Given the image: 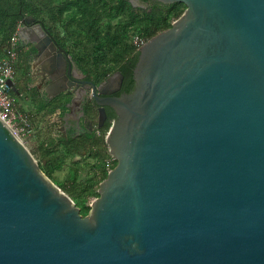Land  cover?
I'll list each match as a JSON object with an SVG mask.
<instances>
[{"label":"water","instance_id":"obj_1","mask_svg":"<svg viewBox=\"0 0 264 264\" xmlns=\"http://www.w3.org/2000/svg\"><path fill=\"white\" fill-rule=\"evenodd\" d=\"M153 1L187 8L132 92L93 85L117 165L86 216L0 117V264H264V0ZM18 35L56 49L41 24Z\"/></svg>","mask_w":264,"mask_h":264},{"label":"trees","instance_id":"obj_2","mask_svg":"<svg viewBox=\"0 0 264 264\" xmlns=\"http://www.w3.org/2000/svg\"><path fill=\"white\" fill-rule=\"evenodd\" d=\"M142 1L149 5L136 8L131 0H61L57 6L46 5L42 10L34 0H0V59L24 16H52L47 25L50 29L58 26V36L70 48L88 78L99 83L119 71L124 76L123 91L130 93L135 87L133 71L140 55V50L134 44L135 37L149 41L170 28L187 8L184 3L166 5L153 0ZM108 114L110 119L116 117L114 112ZM110 127L111 123L108 122L103 134L109 132ZM90 141L95 152L90 153L92 162L85 163V166L94 175L81 180L82 170L73 167L63 185H60L55 173L63 169L69 156L76 155ZM103 143L106 145L105 140L101 142L88 135L70 143L61 139L57 143L52 141L39 147L41 169L72 197L83 216L89 213L92 200L99 197L100 183L108 175L106 164L112 156L110 151L103 148ZM116 165L117 161L114 160L113 168Z\"/></svg>","mask_w":264,"mask_h":264},{"label":"flooded vegetation","instance_id":"obj_3","mask_svg":"<svg viewBox=\"0 0 264 264\" xmlns=\"http://www.w3.org/2000/svg\"><path fill=\"white\" fill-rule=\"evenodd\" d=\"M34 1L43 10L46 5L57 6L61 0ZM131 1L136 8L149 5V3H144L142 0ZM28 16L31 15L24 16L19 28H34L37 24H41L42 28L52 38L56 49L51 51L50 55H40L36 43H31L27 39L19 37L17 55L13 66V95L16 94L29 102L32 110L37 113L53 115L58 118L61 125L57 128L62 133L61 138L64 141L70 143L81 140L88 135H92L94 139H99L108 122L112 126L116 117L110 119L108 113L111 114L114 110L106 107L107 117L103 119L102 127H98L100 120L99 106L93 96L92 88L93 85L97 88L104 85L108 78L116 75L117 72L99 83L88 78L74 59L70 48L65 46L64 41L58 36V26L50 29L47 25L46 22L50 21L52 16H32L35 21L27 23L25 18ZM51 58H54L52 67L45 63ZM123 84L124 78L121 88L111 96H120L126 93L123 91ZM52 109L54 111L50 113ZM29 114L34 117V114ZM90 142L92 144V141Z\"/></svg>","mask_w":264,"mask_h":264},{"label":"rangeland","instance_id":"obj_4","mask_svg":"<svg viewBox=\"0 0 264 264\" xmlns=\"http://www.w3.org/2000/svg\"><path fill=\"white\" fill-rule=\"evenodd\" d=\"M14 98L16 99L17 103H19L20 108L23 111L34 114V117H32L35 123V130L31 137L26 138L25 143L32 154L35 156V158L38 161H42L41 151L39 147L43 143L46 144L52 141L57 143L62 139V133L57 128L59 125H61V122L53 115L39 114L36 111L32 110L30 103L19 97L18 95L14 94ZM107 134L108 132L106 134H102L99 138V141L103 142V140H105L106 143ZM103 148L109 151L108 145H105L104 143ZM92 152H95V147L93 143L91 144V142H88L87 144L82 146V148L79 152H77L76 155L69 156L65 162L63 169L55 173L56 181L60 185H63L65 177L69 173L70 168L73 167H78L80 170H82L81 180L91 178L94 173L90 171L87 166H85V163L92 162V158L90 157V153Z\"/></svg>","mask_w":264,"mask_h":264},{"label":"built area","instance_id":"obj_5","mask_svg":"<svg viewBox=\"0 0 264 264\" xmlns=\"http://www.w3.org/2000/svg\"><path fill=\"white\" fill-rule=\"evenodd\" d=\"M18 39L19 35L17 31L11 40L8 41L4 56L0 59V117L25 143L26 138L33 135L35 123L32 115L20 108L12 92L14 80L13 66L17 55ZM145 43L138 36L134 39V44L139 50ZM114 160L113 157L107 160L106 168L108 172L113 168Z\"/></svg>","mask_w":264,"mask_h":264}]
</instances>
